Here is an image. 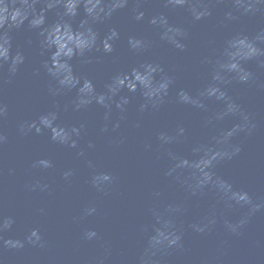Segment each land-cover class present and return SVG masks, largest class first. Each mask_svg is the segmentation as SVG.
I'll use <instances>...</instances> for the list:
<instances>
[{"label": "water", "instance_id": "1", "mask_svg": "<svg viewBox=\"0 0 264 264\" xmlns=\"http://www.w3.org/2000/svg\"><path fill=\"white\" fill-rule=\"evenodd\" d=\"M203 2L211 15L199 21L187 8L165 7V0H141L145 19L135 21L132 7L136 0H129L110 20L95 25L101 37L113 27L120 33L113 53H92L90 64H82L80 58L72 61L74 71L92 79L97 92L105 91L104 85L117 73L143 62L159 63L162 74L173 79L165 102L158 108L149 105L144 112L139 111L144 103L139 92L123 90L119 95L129 96L130 103L123 113L113 103L107 120V109L95 102L74 110L75 90L52 94L50 89L57 84L43 67L49 53L41 54L38 30L28 29L25 23L10 33L13 54L20 50L25 61L14 75L9 73L8 63L0 68V104L6 106V114L0 117V133L6 138L0 144V216L15 220L3 235L5 239H24L37 228L44 247L26 243L22 249H8L0 245V264H141L154 227L164 220L181 235V246L156 251L151 258L154 264H264V208L249 215V206L231 202L228 207L211 185L193 195L188 185L195 181L186 179L190 170L175 169L166 175L177 162L169 152L194 160L203 154L193 153L194 147L231 151L239 146V153L216 163L212 171L234 190L248 192L254 203L264 201V67L259 65L264 57L242 62L252 73L248 82H240L234 73H221L229 83L219 86L239 106L235 115L217 119L226 109L224 101L204 99L206 107L201 109L182 104L177 97L180 89L196 97L209 84L217 83L212 75L227 59L229 40L238 35L254 39L264 33V4H258L254 13L244 14L233 0ZM57 11L47 12L46 23L58 19ZM229 11L236 19L226 17ZM161 13L169 24L187 32L177 38L184 50L161 40L162 29L148 23L151 16ZM83 18L81 9L73 27ZM129 36L143 38L148 47L134 53L127 43ZM257 45L264 48V43ZM50 111L58 113L56 123L66 128L84 125L80 136H73L75 148L52 141L48 129L41 134L35 129L20 132L21 124L38 122ZM242 114L249 118L248 127L226 145H217L215 138L245 123ZM117 123L119 127H114ZM179 127L185 129L182 135H178ZM161 132L176 138L163 143L158 138ZM41 159L51 160L53 167L34 166ZM69 170L73 175L65 179L63 173ZM102 173L114 179L98 189L91 181ZM37 182L47 188L33 190L31 186ZM89 207L96 212L87 215ZM245 217L247 223L237 233L225 223L236 224ZM193 225L206 227L197 232ZM88 230L96 231L99 239L86 240Z\"/></svg>", "mask_w": 264, "mask_h": 264}, {"label": "clouds", "instance_id": "2", "mask_svg": "<svg viewBox=\"0 0 264 264\" xmlns=\"http://www.w3.org/2000/svg\"><path fill=\"white\" fill-rule=\"evenodd\" d=\"M128 4L129 0H0V68L8 63V71L14 75L18 67L24 63L25 56L20 50L15 51L13 54V42L10 33L13 30L21 29L27 23L28 29L38 30V35L41 38L39 41L42 49L41 54L43 55L45 51L49 53L48 59L43 62V67L57 84V87L50 89V91L53 95H56L61 91L71 92L75 90L74 110H80L95 102V104L107 109L105 112V119L107 120L113 103L121 113L125 111V106L130 103L129 96L119 95L123 90L133 94L139 92L144 98V103L139 106L140 112L148 109L149 105L152 108H158L159 105L165 102L170 85L173 84L171 77L162 74L164 69L159 63L143 62L131 67L128 71L117 73L111 78L110 82L104 85L105 91L102 92H97L92 79L81 76L74 71L72 63L74 58H80L82 64H90L93 62L92 53L103 51V53L111 54L114 52V45L120 39L119 31L113 27L101 37L95 25L110 20L114 13L126 8ZM233 4L237 9H242L244 14H248L254 13L257 10V5L264 4V0H233ZM38 5L40 6L39 9L37 8ZM164 6L187 8L196 21L211 15L209 6L203 0H165ZM141 7V0H136L132 7L135 21L145 19V12L140 10ZM53 9L58 10V19L54 23L48 24L46 23V14ZM81 9H83L84 18L80 19L76 27H73V21L80 15ZM225 15L229 19H236L231 11L225 13ZM148 23L162 29L161 40L171 43L177 49L184 50L185 45L177 38L187 36V32L180 27L169 24L166 15L163 13L153 15L148 19ZM257 42L264 43V33L256 35L254 39H249L246 35H238L229 40L228 48L225 50L227 59L219 63L218 70L212 75V80L217 83L209 84L196 97L190 95L188 91L180 89L177 93L178 101L182 104L203 109L206 107L203 100L214 98L217 101L226 102L227 105L226 109L218 114L217 119H222L229 114H237L239 106L232 102L231 98L219 86L220 84L229 83L221 73H234L235 78L240 82H248L252 78V73L242 66V62L264 57V48L259 47ZM127 43L134 53H141L148 47L147 41L134 36H129ZM259 65L264 67V59L259 61ZM157 76H159V79H157ZM118 95L119 99H115ZM5 114L6 106L0 104V117ZM57 119L58 113L50 111L41 115L38 122L34 120L30 123L21 124L20 132L26 134L28 131L35 129L37 134H41L42 130L48 129L51 132L52 141L75 148L77 141L73 139V136L79 137L84 125L81 124L79 128L75 126L66 128L57 124ZM248 119L247 115H243L245 123L237 124L232 129L225 131L220 138H215L216 144L226 145L234 134L244 131L248 127ZM114 127H119V123ZM104 130H107L106 127ZM184 131L183 127H179L178 135H182ZM158 138L163 143H168L176 137L161 132ZM5 139V136L0 133V144H3ZM89 147H93V145L89 143ZM192 151L193 153L203 154L198 159L189 160L187 158H177L169 152L168 155L177 162L166 175H170L175 169L190 170L189 177L186 179L195 181L194 184L188 185L193 195L198 190L203 191L205 186L211 185L218 190L228 207H232L231 202L240 207L249 206V215L264 208V201L254 203L248 192L234 190L231 183L216 176L212 171L216 163L225 158L231 159L239 153L241 151L239 146L233 147L229 151L228 148L224 147L201 145L194 147ZM80 155H83V152ZM37 165L43 168L53 167L51 160L48 159L37 161L34 166ZM89 166H92L91 162H89ZM72 175L71 170L63 173L65 179ZM113 179L114 177L110 174L102 173L95 175L91 182L99 189L104 182L111 183ZM31 187L33 190L40 187L43 191L47 188V185H40L37 182ZM170 210L174 209H171L170 206ZM95 212V207L86 209L87 215H92ZM160 219L158 215L157 220L160 221ZM214 222L213 220L209 223ZM14 223L15 220L12 216H0V245L8 249H22L26 243L32 246L44 247V241L37 228H32L24 239H5L3 234L10 230ZM225 223L231 232L237 233L247 223V217L242 218L236 224L227 221ZM192 227L197 232H204L206 226L193 225ZM153 230L155 234L149 237L148 247L145 248V253L141 257V264H154L151 258L156 254V251L181 246V235L177 234L170 221L164 220L160 227H154ZM84 238L86 240L99 239L97 232L94 230L86 231Z\"/></svg>", "mask_w": 264, "mask_h": 264}]
</instances>
